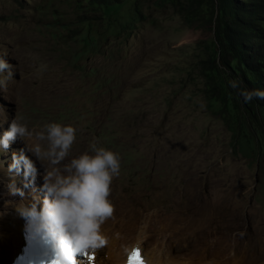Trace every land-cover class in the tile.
<instances>
[{"label": "rangeland", "instance_id": "374dc122", "mask_svg": "<svg viewBox=\"0 0 264 264\" xmlns=\"http://www.w3.org/2000/svg\"><path fill=\"white\" fill-rule=\"evenodd\" d=\"M217 17L215 0H0V59L13 73L0 85V137L15 117L32 133L0 148V244L21 202L11 180L42 207L53 165L30 149L47 150L39 134L55 122L76 129L57 167L93 142L119 156L109 243L141 239L186 264H264V87L219 65ZM21 149L38 169L28 188L8 171Z\"/></svg>", "mask_w": 264, "mask_h": 264}, {"label": "clouds", "instance_id": "9594fccd", "mask_svg": "<svg viewBox=\"0 0 264 264\" xmlns=\"http://www.w3.org/2000/svg\"><path fill=\"white\" fill-rule=\"evenodd\" d=\"M46 68L47 65L42 64L40 71ZM5 70L7 76L0 79L3 86L13 73L11 65L0 59V73ZM45 129L46 135L41 132L39 139L48 141L47 150L40 145L30 149L37 159H47L53 165L43 174L42 207H38L36 197L25 203V191L16 186L14 179L6 185L10 195L21 198L16 210L25 220V246L29 238L37 240L40 246L38 254H28L21 259L23 264H79L77 256L93 255L109 243L102 225L115 211L109 199L110 186L113 178L119 175L120 159L117 153L98 147L93 142L90 145L91 154L85 152L71 159L63 168L57 167L69 154L76 140V129L55 122L46 125ZM31 135L20 118L15 117L9 129L0 137V148L7 150L17 137ZM8 171L17 175L23 172L24 188L30 187L38 174V169L25 155L24 149L19 154L12 153ZM134 249L128 252V258Z\"/></svg>", "mask_w": 264, "mask_h": 264}, {"label": "trees", "instance_id": "16d2710c", "mask_svg": "<svg viewBox=\"0 0 264 264\" xmlns=\"http://www.w3.org/2000/svg\"><path fill=\"white\" fill-rule=\"evenodd\" d=\"M90 1L93 5L109 6L122 0ZM215 7L221 14L212 22L219 65L228 68L234 61L244 66L255 75V85L261 92L264 87V0H215Z\"/></svg>", "mask_w": 264, "mask_h": 264}, {"label": "bare ground", "instance_id": "6f19581e", "mask_svg": "<svg viewBox=\"0 0 264 264\" xmlns=\"http://www.w3.org/2000/svg\"><path fill=\"white\" fill-rule=\"evenodd\" d=\"M24 221L25 220L17 212L13 223L8 227H5V239L3 240L2 244H0V264H23L21 258L25 256L24 246L27 239L24 229ZM119 245L120 244L118 242L109 243L106 246V250H97L95 252L97 256L94 257V259H89L87 261H83L82 263L124 264L128 259V252L136 247V249L138 248L140 250V256L146 264H186V262L179 261L178 258L176 259L172 255L174 252L173 248H164V246L159 247V245L153 251H149L146 250L143 240L141 239L133 241L129 246L126 247ZM236 260L237 259L234 255L230 257V260H226L227 262L223 264H236ZM203 262H197L196 264H222L216 263L214 260L209 263Z\"/></svg>", "mask_w": 264, "mask_h": 264}, {"label": "snow or ice", "instance_id": "6c2138e0", "mask_svg": "<svg viewBox=\"0 0 264 264\" xmlns=\"http://www.w3.org/2000/svg\"><path fill=\"white\" fill-rule=\"evenodd\" d=\"M88 259H94V257H88ZM128 264H144L143 259L140 256V250L134 249L128 258Z\"/></svg>", "mask_w": 264, "mask_h": 264}]
</instances>
